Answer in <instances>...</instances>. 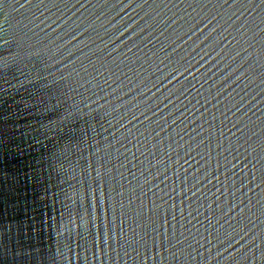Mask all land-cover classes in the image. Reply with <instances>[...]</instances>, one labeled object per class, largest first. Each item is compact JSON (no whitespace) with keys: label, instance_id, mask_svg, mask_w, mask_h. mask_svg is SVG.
<instances>
[{"label":"water","instance_id":"95a60500","mask_svg":"<svg viewBox=\"0 0 264 264\" xmlns=\"http://www.w3.org/2000/svg\"><path fill=\"white\" fill-rule=\"evenodd\" d=\"M0 264H264V3L0 0Z\"/></svg>","mask_w":264,"mask_h":264},{"label":"snow or ice","instance_id":"6c2138e0","mask_svg":"<svg viewBox=\"0 0 264 264\" xmlns=\"http://www.w3.org/2000/svg\"><path fill=\"white\" fill-rule=\"evenodd\" d=\"M262 3H264V0H261Z\"/></svg>","mask_w":264,"mask_h":264}]
</instances>
